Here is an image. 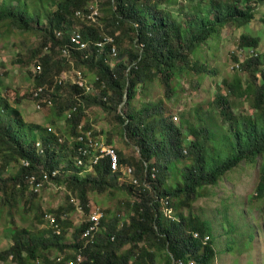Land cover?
Instances as JSON below:
<instances>
[{
  "label": "trees",
  "instance_id": "16d2710c",
  "mask_svg": "<svg viewBox=\"0 0 264 264\" xmlns=\"http://www.w3.org/2000/svg\"><path fill=\"white\" fill-rule=\"evenodd\" d=\"M91 1L58 0L53 4L55 9L42 16L36 12L29 14L26 2L22 0H18L17 4L15 0H0V24L8 23L13 29L23 32L37 31L41 34L42 42L33 50L34 56L38 57L34 65H39L40 70L32 74L29 69V74L35 90L41 86L47 88L36 97L31 90L30 99L33 105H40L36 110L50 107L58 119L65 118V134L68 135L63 136L64 140L60 142L58 136L50 133L47 128L37 124L29 125V134L34 129H42L46 134L42 136V149L38 151L34 147L36 137L33 134L31 140L22 136L21 127L25 123L20 118L19 109L13 107L4 96H0V166L7 168L12 160L22 161L18 173L11 177L13 186L10 196L17 204L25 200L26 195L32 198L38 196L30 188L32 178L36 185L42 186L43 192L49 182L56 186L66 185V190L69 189L75 194L73 196L79 201L85 214L90 211V193L107 192L114 195V190H120L127 191L128 196L132 197L133 189H140V195L135 200L129 198L125 202L130 216L129 222H123L117 216H112L107 221L105 218L102 227H106V237L99 239V232L89 242L82 238L89 226L86 222L74 230L72 244L63 242L70 228L66 224L68 220L62 221V215L66 211L64 207L47 213L36 212L34 217L38 222L45 223V215L50 214L55 222L48 223L47 228L35 234L36 236H30L26 230L21 234L9 229L15 236V245L0 250V261L7 262L12 259L18 264H68L70 261L76 262L80 255L83 257L81 264H147L154 263L158 258L162 264H173V260L175 264H179L178 261L211 264L216 255L214 224L208 218L195 213L194 204L204 196L202 189L205 186L218 184L221 177L237 168L241 162L255 161L259 156L264 158V55L259 53L254 57L251 53L260 52L258 49H262L261 38L249 33L242 34L238 41V51L232 54L235 62L232 70H240L250 75L247 88L244 90L243 77L236 74L232 81L225 82L230 94L218 95L219 110L226 121L231 122V96L253 95L257 110L256 119L249 118L243 123L242 129L231 123L233 135L226 134L225 137L231 145L228 148L226 144L229 153L219 164H216L218 160L212 162L207 158L208 148L198 140L199 133L203 138H208L209 130L206 127L190 129L195 136L187 133L184 136L180 127L171 123L163 124L165 134L163 138H159L155 126L162 123V120L154 119L160 113L156 107H143L138 115L132 109L130 113H123L120 105L124 102L130 105L138 89L144 87L147 80L157 76L165 88L166 96H171L172 80L176 73L193 71L196 74H207L210 70L201 64L197 56L202 47L222 38L223 31L232 25L243 28L256 23L263 29L264 16H259L254 6L264 5V0H206V4L204 0H188L191 5L189 11L179 5L185 11V18L181 22L168 10L171 5L179 3L178 0H108L112 20L107 23V28L111 24L112 30L107 31V35H103L105 29L99 21L92 22L86 17L76 15L78 10L88 14L90 6L93 5L90 4ZM163 6L166 8H162ZM30 15L32 18H29ZM41 17L45 20L43 27H40ZM74 33L81 35L83 41L87 42L84 50L78 51L75 43H72L71 36ZM130 33L133 34L131 42L134 41L137 45L136 50H129L124 46V39L129 38ZM105 36L112 37L113 44H106L103 48L95 46ZM112 46L117 50L116 56H112ZM243 55L247 57L244 62L241 59ZM125 59L128 60V66L123 63ZM110 61L114 64L113 68ZM75 70L85 79L93 80V84L89 85L92 87L91 92H86L70 81L59 83L61 73L76 72ZM64 88H69L70 91L69 97L62 101L58 94ZM50 89L52 92L46 96ZM48 101L50 105L47 104ZM92 107L113 114L123 128V138L137 148L139 158L125 157L112 146L111 140L105 142L107 146L115 149L121 166L134 169V175L139 179L138 185H121L118 182L120 173L113 174L106 160L100 161L94 167L96 175L80 177L75 174L63 181L59 174L53 175L55 170L60 169L61 163L67 164L65 169L71 168L73 160L69 158L70 155L75 159L79 157L80 143H70L71 138L82 134L79 125L83 124L84 132L92 131V138L97 140V131L91 128L90 123L86 124L85 114ZM69 112L71 113L68 117ZM141 116L153 117L154 120ZM186 157H192L194 162L183 168V185L175 187L173 185L176 184H169L170 169L174 160ZM23 160L29 163L25 164ZM262 167L256 197L251 194L250 198H264V162ZM78 170L80 172L81 169ZM10 184L11 182L2 186L4 193L8 192ZM169 185L175 188H170ZM9 198L5 197V203L11 201ZM68 198L71 201V197ZM174 199L179 203L175 204ZM166 203L174 207L172 217L164 210ZM32 206L31 203L30 207ZM183 206L191 208L190 215L186 217L177 213L180 218H173L176 210ZM69 207L76 209L71 202ZM261 210H264V204ZM228 211L229 205L224 209V218H229ZM127 242L134 245L121 252L119 249ZM142 242L146 245L140 247L138 244ZM65 250L67 253L64 257L51 259L53 253ZM70 251L75 254H70ZM224 259H221L222 262Z\"/></svg>",
  "mask_w": 264,
  "mask_h": 264
},
{
  "label": "rangeland",
  "instance_id": "374dc122",
  "mask_svg": "<svg viewBox=\"0 0 264 264\" xmlns=\"http://www.w3.org/2000/svg\"><path fill=\"white\" fill-rule=\"evenodd\" d=\"M22 1L26 2L29 14L36 12V14L42 16L44 13L54 10L56 6L53 4L54 2H58V0ZM178 2L171 5L168 10L181 22L185 18V11L180 9L179 5L184 6L187 9L186 11H189L188 8L191 5L188 3V0H178ZM203 2L206 4L207 1L204 0ZM17 3L18 0H15V4ZM90 4L98 6L101 15L97 22L99 21L100 25L105 29L102 32L103 35H107L105 33L112 30L111 24L107 28V23H110L112 20L108 0H92ZM162 8H166V6ZM254 10L258 12L259 16H264V5L257 4L254 6ZM29 18H32V16L30 15ZM35 19L36 17L34 16V21ZM34 21L32 22L34 23ZM40 25V27L45 26L43 17H41ZM244 33L261 38L262 49H258L260 52L251 51V53L254 57L258 56L259 53L260 55H264V27L261 29L256 23L243 28H237L233 25L229 26V29L223 31L222 38L214 40L211 44L204 45L202 50L197 54L202 62L201 64L206 65L210 70L207 74H196L193 71L176 73L172 80L173 90L171 96H166L165 88L161 85L158 76L147 80L144 87L138 89V93L130 105L125 104V102L120 105L122 112L130 113L132 112L130 109H132L134 113L139 115L143 107H156L160 113L154 119L162 120V123H157L155 126L157 134L160 135L159 138H163L165 134L163 124L171 123L180 127L184 136L186 133L189 136H195L193 132H190V129L199 130L202 126L206 127L209 130L208 138H203L202 134L199 133L198 140L208 148L207 158L212 162L218 160L216 164L221 163L229 153L228 148L231 146L225 138L226 134L233 135L230 128L231 123L242 129L244 122L249 118L255 120L257 117L253 95L252 97H246V95L231 96V122L223 118L219 110V103H217L218 99H220L218 95L228 96L230 94L228 88L225 86V82L232 81L236 74L243 77L244 90L247 88L250 75L240 70H232V66L235 63L232 60V54L233 52L237 53L239 37ZM116 34L119 35V33ZM131 37H133L132 33H130L129 38L124 39V46L129 50H136L135 47L137 45L134 41L131 42ZM41 42L42 36L37 31L23 32L17 28L13 29L8 23L0 24V96H4L13 107L19 109L20 118L25 123L24 127L20 126L23 138L31 140V137L34 135L36 140H42V136L46 135L42 129H34L32 131L33 135L28 133L27 127L37 124L47 128L50 133L58 136V139L63 142V136H68L65 134L66 119H58L56 114L50 110V107L36 110L29 95L31 90H35L29 69L34 74L33 65L34 62L38 61V57L34 56L33 50ZM241 59L244 62L247 57L243 55ZM109 63L113 66L111 61ZM123 63L126 66L129 65L126 59ZM75 71L61 73L60 76L72 82L75 80L78 72L77 70ZM90 78L93 79L94 77ZM91 81L93 84V80ZM251 81L254 83L252 78ZM41 88L46 90L47 87L41 86ZM69 91V88L60 89L58 96H60L62 101H65V98L69 97ZM50 92H52V89L48 91L46 96ZM112 115L96 107L89 108L85 114L86 124L87 122L90 123L91 128L97 131L98 142L107 146L105 142L111 140L112 146L122 152L125 157L139 158L137 148L123 138V128L119 126V123ZM141 118H146L147 120L153 119V117L148 118L146 116H141ZM161 131H163L162 134ZM72 141L73 138L70 139V143ZM185 152L186 150H184ZM69 158L73 160V164L68 170L65 169L67 167L65 162L60 164V169H64V171H60L62 181L79 171L75 166L74 157L70 155ZM193 162L194 159L192 157L174 160L170 169L169 184L174 183L176 184L173 185L175 187L183 185V175L185 174V169L183 168L190 166ZM263 162L264 158L262 156H259L255 161L241 162L237 168L230 170L221 177L218 184L205 186L202 189L204 196L195 202V213L208 218L214 224V248L216 255L214 263L212 262L211 264H219L223 258L225 259L222 264H264V218H262L264 210H261L264 198H250L251 194L256 197L257 187L263 171ZM1 163L2 160L0 159V165ZM21 165L22 161L12 160L7 168L0 166V250H6L15 243V236L9 229L21 234L23 230H26L30 236L39 234L47 228L48 223L52 224L53 222L48 215H45V223L38 222L34 217L36 216V212L47 213L50 210H57L59 207L66 209L62 215V221L68 220L69 222L66 224L70 227L67 237L63 242L67 245L72 244L74 230L80 227L82 223L88 222L89 213L85 214L81 212L76 201L77 199L73 196L75 194L71 193L68 188V191L65 190L66 185L56 186L52 182L48 183L49 186L46 187L44 192L40 190L37 193L38 196L32 198V196L26 195L25 200L20 201L18 204L14 203L13 197L10 196L11 186H13L11 177L18 173ZM89 167L90 163L86 162L84 168L88 169ZM134 178L139 183V179ZM9 182L11 184L8 192L4 193L2 186L7 185ZM169 186L170 188H175L172 185ZM147 187L152 190L149 185ZM134 190L132 191V193L134 192L132 197L128 196L127 191L120 190H114V195H109L107 192L90 193V213L100 208L99 210L102 209L105 212L106 221L112 216H117L121 218V221L129 222L130 216L125 208V202L129 198L135 200L139 197L140 189ZM70 193L72 194L71 196H69ZM5 197H10L11 201L5 203ZM68 197H71V201H69ZM72 198H74L73 201ZM70 202L76 204L75 210L69 207ZM173 202L175 204L179 203L177 199H174ZM31 203L33 204L32 207H30ZM226 203L229 205V218L223 217L225 207L228 208V205H225ZM164 210L170 217L174 214L173 206L168 208L165 204ZM190 212L191 208L183 206L179 210H176V215L173 218H180V215L177 213H182L188 217ZM105 233L106 227L102 228L97 235L98 238L106 237ZM242 238L245 240H242ZM133 245V243L127 242L119 250L125 252ZM138 245L142 247L146 244L142 242ZM66 253L67 250L65 252H55L50 257L51 259L57 256L62 258ZM70 254L75 253L70 251ZM163 254H165V251H163ZM0 264H17V262L11 259L7 262L0 261ZM68 264L74 263L70 261ZM147 264H162V261L158 258L154 263L149 262Z\"/></svg>",
  "mask_w": 264,
  "mask_h": 264
},
{
  "label": "built area",
  "instance_id": "2783aa9c",
  "mask_svg": "<svg viewBox=\"0 0 264 264\" xmlns=\"http://www.w3.org/2000/svg\"><path fill=\"white\" fill-rule=\"evenodd\" d=\"M76 15L78 17H86L88 20L92 22H96L101 14H100V10L98 6L92 5L90 6L88 10V14H86L85 12L83 13L82 11L78 10L76 12ZM71 37H72V43H75L78 51H82L86 48L87 42L83 41L81 35L74 33ZM113 42H114V39L112 37L105 36L103 40H100L97 43H95V46H97L98 48H103L104 45L113 44ZM112 47H113L112 56H116L115 54L117 50L115 46H112ZM63 52L66 53V50H64ZM113 67H114V64L113 66H111V68ZM36 69L40 70V66H37ZM75 77H76L75 80H73L71 84L78 85L79 87L85 89L86 92L92 91V87L89 86V85H92V81L85 79L80 72H77V75ZM65 81H69V80H67V78H62V76L59 77L60 84L61 82H65ZM42 90L43 89L41 87H38L37 90H34L33 96L34 97L39 96V93L42 92ZM47 104L50 105V102L48 101ZM35 108L37 109L40 108V105L36 104ZM70 113L71 112L68 113V117L70 116ZM79 130L83 135L80 133L81 135L73 137V141H72V143L74 142L80 143V146L78 148L79 157H77L76 159L74 157L75 166L81 169L80 172L76 173L78 176L84 177L90 174L96 175L94 171V167L98 165L100 161L106 160L113 174L120 173V175L118 176V182L120 184L125 183L129 185H138V181L134 178L135 177L134 169L130 166H127V167L121 166L118 154L114 148L110 146H105L104 144L98 142L97 140H94L92 138V131H87V132L83 131V124L79 125ZM59 141L62 142L61 140ZM71 148H73V146H71ZM86 162L90 163V167L88 169L84 168ZM26 163L28 164L27 161H25V164ZM58 173H59L58 170L54 171L53 175H56ZM152 177H155V176L152 175ZM30 185L31 187H33L35 193H39L42 187L41 185L35 184L34 178L31 179ZM73 200L74 198L72 199V201ZM76 201L78 202V207L83 213V209L80 206L79 201L78 200ZM99 209L100 208H98L97 210H93L91 211V213L89 211V218L87 222L89 226L86 229V231L83 233V237H82L86 242L92 241L94 237L96 236V234L99 233L103 228L102 221L106 218V215L102 209L101 210ZM48 217L51 218L53 223L55 222L53 219V215L50 214L48 215ZM195 236H197V234ZM82 261H83V257L79 255L77 256L76 262H74V264H81ZM178 263L188 264V263H185L184 261H178ZM173 264H175V260H173ZM189 264H194V261H190Z\"/></svg>",
  "mask_w": 264,
  "mask_h": 264
},
{
  "label": "clouds",
  "instance_id": "9594fccd",
  "mask_svg": "<svg viewBox=\"0 0 264 264\" xmlns=\"http://www.w3.org/2000/svg\"><path fill=\"white\" fill-rule=\"evenodd\" d=\"M37 66H39V65H34L33 66V73L35 74V73H37L38 72V70L36 69V67ZM32 71V70H31ZM34 147H36L37 148V150L39 151L40 149H42V142H41V140H36L35 142H34ZM24 162L26 161V160H23ZM28 162V161H27ZM29 163V162H28ZM56 171V170H55ZM58 174L60 175V169H58ZM65 188V187H64ZM65 190H66V188H65ZM166 206L169 208L170 206H168V204L166 203ZM14 245H15V243H14ZM13 245V246H14ZM18 264V263H17Z\"/></svg>",
  "mask_w": 264,
  "mask_h": 264
}]
</instances>
